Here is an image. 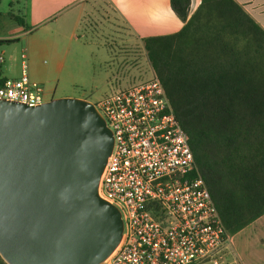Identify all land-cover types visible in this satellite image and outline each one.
Instances as JSON below:
<instances>
[{
    "label": "trees",
    "instance_id": "16d2710c",
    "mask_svg": "<svg viewBox=\"0 0 264 264\" xmlns=\"http://www.w3.org/2000/svg\"><path fill=\"white\" fill-rule=\"evenodd\" d=\"M171 6L186 25L144 48L233 237L264 215V28L237 0H202L190 19L191 0Z\"/></svg>",
    "mask_w": 264,
    "mask_h": 264
},
{
    "label": "water",
    "instance_id": "95a60500",
    "mask_svg": "<svg viewBox=\"0 0 264 264\" xmlns=\"http://www.w3.org/2000/svg\"><path fill=\"white\" fill-rule=\"evenodd\" d=\"M114 134L95 103L0 99V257L6 264H105L124 222L99 187Z\"/></svg>",
    "mask_w": 264,
    "mask_h": 264
},
{
    "label": "built area",
    "instance_id": "2783aa9c",
    "mask_svg": "<svg viewBox=\"0 0 264 264\" xmlns=\"http://www.w3.org/2000/svg\"><path fill=\"white\" fill-rule=\"evenodd\" d=\"M4 64L0 54L1 74ZM49 98L25 61L21 78H5L0 87V99L32 107ZM96 106L115 139L99 195L124 222L122 241L105 264H242L157 75Z\"/></svg>",
    "mask_w": 264,
    "mask_h": 264
},
{
    "label": "crops",
    "instance_id": "0c3cea01",
    "mask_svg": "<svg viewBox=\"0 0 264 264\" xmlns=\"http://www.w3.org/2000/svg\"><path fill=\"white\" fill-rule=\"evenodd\" d=\"M237 1L264 28V0ZM201 3L191 0L189 19ZM9 5L23 18L24 25L10 17L7 29L0 31V40L23 39L28 52L34 54V48L46 51L53 66L28 73L32 81L43 85L50 83L52 73L57 79L64 71L74 78L84 70L95 75L99 73L95 70L98 63L107 64L109 53L99 37L89 35L87 22L119 42L126 35L125 42L130 45H144L148 38L176 34L186 25L173 11L171 0H14ZM101 51L104 54L98 55ZM2 75L9 79L4 67ZM46 90L51 99L58 98L56 89ZM233 243L242 264H264V215L235 234Z\"/></svg>",
    "mask_w": 264,
    "mask_h": 264
},
{
    "label": "rangeland",
    "instance_id": "374dc122",
    "mask_svg": "<svg viewBox=\"0 0 264 264\" xmlns=\"http://www.w3.org/2000/svg\"><path fill=\"white\" fill-rule=\"evenodd\" d=\"M12 1L14 0H2L1 2L0 31L7 29V25L11 22L10 12L15 13L9 5ZM86 24L89 35L92 38L99 37L102 45L107 49L109 53L108 62L107 64L98 63L95 70L99 73L95 75H90L89 71L84 70V66L82 67L84 70L82 74H77L75 78L66 71L62 76H59V79H57V75L52 73L50 83L44 86L46 89H56V97L84 99L96 104L117 90L147 82L156 75L143 44L130 45L126 43V35L123 37V42L116 41L112 37L113 35L100 32L94 28L92 23L87 22ZM62 50L64 49L62 48ZM33 51L34 54L28 52L23 39L0 45V54H3L5 58V75L9 79L21 78L23 54L27 55L25 62L29 74H33L35 71L43 72L53 66L54 61L47 55L46 51L39 48H34ZM100 53L104 54L101 51L98 52V55Z\"/></svg>",
    "mask_w": 264,
    "mask_h": 264
},
{
    "label": "flooded vegetation",
    "instance_id": "af4514ba",
    "mask_svg": "<svg viewBox=\"0 0 264 264\" xmlns=\"http://www.w3.org/2000/svg\"><path fill=\"white\" fill-rule=\"evenodd\" d=\"M52 100L51 98L48 99V101Z\"/></svg>",
    "mask_w": 264,
    "mask_h": 264
}]
</instances>
